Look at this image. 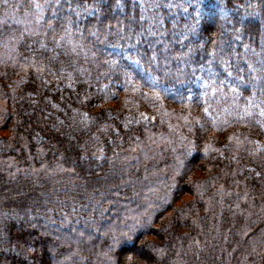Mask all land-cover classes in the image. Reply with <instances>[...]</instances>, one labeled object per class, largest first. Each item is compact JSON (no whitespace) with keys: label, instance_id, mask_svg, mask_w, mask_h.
I'll return each instance as SVG.
<instances>
[{"label":"trees","instance_id":"16d2710c","mask_svg":"<svg viewBox=\"0 0 264 264\" xmlns=\"http://www.w3.org/2000/svg\"><path fill=\"white\" fill-rule=\"evenodd\" d=\"M155 2L148 35L141 0H70L79 17L51 0L66 35L67 19L53 32L30 0H0V264H264V116L237 120L231 93L206 105L194 82L223 47L244 106L248 65L264 77V15H249L264 0H223L227 16L217 0ZM197 11L199 38L183 39ZM137 53L170 93L154 98L125 58Z\"/></svg>","mask_w":264,"mask_h":264},{"label":"snow or ice","instance_id":"6c2138e0","mask_svg":"<svg viewBox=\"0 0 264 264\" xmlns=\"http://www.w3.org/2000/svg\"><path fill=\"white\" fill-rule=\"evenodd\" d=\"M65 2H68L69 12L74 13L77 17L81 14V6L77 4L75 7H72L70 0H65ZM183 3L186 4L188 7H192L193 4L197 6V9L200 7V0H183ZM31 7L36 10V23L40 24L41 22H46L48 25V29L51 31H55L53 28L52 21L53 20H59V19H67V24L64 25V31L66 35L71 34V28L73 26V21L69 17H59L56 12H53V15L51 17H45L44 11L48 8L54 7V5L51 3V0H44V3H40L39 0H30ZM223 0H217V4L213 7H218L220 11L223 13V15L227 16L228 12L227 10L222 6ZM141 20H150L151 23L149 25V29L147 30L148 35H155L156 33L152 30V25L160 23V21L157 19L155 15V9L161 7V4L156 3L155 0H141ZM168 7L169 9L174 7H183V5H178L173 2V0H169V2L164 5ZM55 7L57 9L62 7L61 0H55ZM117 7L122 8V4L120 3V0H117ZM205 7H208L205 5ZM249 8H256L257 5L249 4ZM262 8H264V4L261 5ZM149 10L153 11L152 16H148L147 13ZM83 11L88 12L90 15H97L100 12V8L93 5L92 7H89L87 5L84 6ZM184 11L187 12V8H184ZM30 13H26V15H29ZM249 15H264V13H257L255 11L249 13ZM199 11H197V18L194 19V22L191 25H185L186 32L183 35V39L188 38V34H191L192 36L199 38L197 36V30L199 28ZM242 23L243 21H238ZM31 23V21H29ZM130 27V26H129ZM25 31L30 32L31 30L25 27ZM120 33L123 32V27L118 29ZM239 31V30H237ZM163 35V33H160ZM92 35H97V33L93 32ZM144 33H137V36H143ZM239 39V36L236 37ZM12 39H15L16 43H20L23 39V33H21L19 39H16L15 37H12ZM57 45H60V41L56 42ZM204 44L203 42L200 44V47L203 48ZM41 48H45L46 46L41 43ZM76 47H83L82 44L76 45ZM29 50H31V47L29 46ZM75 51V47L73 49ZM224 49L221 47L219 50L213 49V51L208 53L209 59L207 61V65H201L200 66V76L195 77V83L199 86L201 89V97L203 99V103L208 105L210 101H216L217 103L225 102L228 98V94L231 93V99L232 104L230 105V108L235 111V118L237 120H244L245 118L251 117L253 115V110L258 109V114L260 116H264V85H262L260 82L264 80V77L256 76L255 73L257 69L252 65H248V69L250 72L249 79L252 81H255L252 83L251 87L253 89L251 96L246 100V103L243 107L240 106L238 101L241 99L242 92L241 89L247 90V84L248 81L245 79L243 75L235 74L231 69L234 67L227 59H224L222 53ZM193 54V46H189L187 52H182L180 56L176 57L178 60H182L185 65H187L188 60ZM129 61V65L131 69L140 74V78L143 80L144 84L149 87L154 93L156 99L160 97L161 94L167 95L172 91V89L168 87H164L161 85L160 77L153 75L150 67H145L144 64L141 61L140 54L137 53V58L133 59L131 56L125 57ZM152 62L157 61V57L155 54L150 58ZM219 60L220 66L223 68V70L227 73L226 77L221 79L220 74L215 70L214 64ZM106 63H108L106 61ZM117 62L115 60L111 61V65H115ZM165 63H168L167 57H165ZM261 63V70H264V61H260ZM195 69H193V75L195 74ZM242 71V70H241ZM125 77L127 78V82L131 83V73L127 70L124 72ZM171 75L170 72H165V76ZM69 79L71 80V73L68 74ZM225 88L228 89V93H225ZM257 92H260L262 95L260 97H257ZM189 96L187 97L188 100H192L193 97L191 95V90H189ZM183 99V97H182ZM210 108L204 107V113L207 115L209 113ZM225 112H228L229 115L232 114V112L229 111V109H224ZM225 124L228 123L227 120L224 121ZM259 123V122H258Z\"/></svg>","mask_w":264,"mask_h":264}]
</instances>
